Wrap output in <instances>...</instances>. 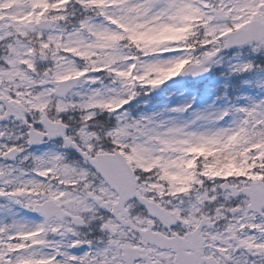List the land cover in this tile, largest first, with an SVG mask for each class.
Instances as JSON below:
<instances>
[{
	"label": "snow or ice",
	"instance_id": "snow-or-ice-1",
	"mask_svg": "<svg viewBox=\"0 0 264 264\" xmlns=\"http://www.w3.org/2000/svg\"><path fill=\"white\" fill-rule=\"evenodd\" d=\"M245 47L264 0H0V264H264V99L142 100Z\"/></svg>",
	"mask_w": 264,
	"mask_h": 264
},
{
	"label": "rangeland",
	"instance_id": "rangeland-1",
	"mask_svg": "<svg viewBox=\"0 0 264 264\" xmlns=\"http://www.w3.org/2000/svg\"><path fill=\"white\" fill-rule=\"evenodd\" d=\"M219 63L213 64L210 79L197 85L179 76L162 85L154 95L143 97L147 111H160L174 106L191 104L190 112L222 110L240 107L264 99V52L251 53L248 49L232 48L223 51ZM251 62L247 71H232L237 63ZM237 84L236 99L228 98Z\"/></svg>",
	"mask_w": 264,
	"mask_h": 264
}]
</instances>
